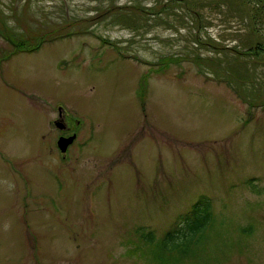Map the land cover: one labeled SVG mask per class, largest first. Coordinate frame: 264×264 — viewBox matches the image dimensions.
<instances>
[{"label":"rangeland","instance_id":"1","mask_svg":"<svg viewBox=\"0 0 264 264\" xmlns=\"http://www.w3.org/2000/svg\"><path fill=\"white\" fill-rule=\"evenodd\" d=\"M185 1L199 27L182 0H0V264H264V103L187 59L212 53L196 34L250 42L246 5ZM58 104L81 120L66 158Z\"/></svg>","mask_w":264,"mask_h":264},{"label":"trees","instance_id":"2","mask_svg":"<svg viewBox=\"0 0 264 264\" xmlns=\"http://www.w3.org/2000/svg\"><path fill=\"white\" fill-rule=\"evenodd\" d=\"M181 6L185 7L192 14V22L199 27L202 18L199 12L192 9L193 2L182 0ZM218 4L220 5V0ZM225 8L232 10L231 1L223 0ZM246 5L245 9H240L239 14H234L237 21L250 29V42H241L237 48H229L224 44H219L215 40H200L196 34L195 40L200 47L208 48L212 53L201 55L199 52L189 54L187 59L193 62L198 71L207 76L214 77L217 80L224 81L231 89L247 103L255 106L258 101L264 103V0H242ZM167 1L157 3L151 6L150 13H160L161 9L167 6ZM141 9H144L141 7ZM249 9V10H248ZM247 10V12H246ZM1 23V22H0ZM73 32L78 31L73 26ZM35 29L27 27L20 33L23 36H15L8 31V34L21 48L26 50H34L46 40L58 37L64 33V26L54 28L40 29L34 32ZM76 30V31H75ZM40 31V32H39ZM66 34H69L66 33ZM249 40V39H248ZM168 61V60H167ZM263 81V83H261ZM199 199L193 203V210H196ZM205 210L208 211L209 205H206ZM196 215H194L195 217ZM182 220L178 219L173 229L164 234L163 240L172 237L182 228ZM144 241L150 242L154 239V233L151 230L141 234Z\"/></svg>","mask_w":264,"mask_h":264},{"label":"flooded vegetation","instance_id":"3","mask_svg":"<svg viewBox=\"0 0 264 264\" xmlns=\"http://www.w3.org/2000/svg\"><path fill=\"white\" fill-rule=\"evenodd\" d=\"M57 111H58V117H57L58 119L56 121H59V123L58 124L55 123L56 127L58 128V133H57V136L55 138V143H56L57 138L60 135L68 136V135H71L73 133L76 134L73 141L67 144L66 149L64 151H60L59 148L57 147L58 150L60 151L59 152L61 154L60 156L62 158H66V157L70 156L69 149L72 146V144L76 141L77 137L79 136L80 121L77 118H73L67 111H64L63 108L58 107Z\"/></svg>","mask_w":264,"mask_h":264},{"label":"water","instance_id":"4","mask_svg":"<svg viewBox=\"0 0 264 264\" xmlns=\"http://www.w3.org/2000/svg\"><path fill=\"white\" fill-rule=\"evenodd\" d=\"M73 136H69V137H66L65 139L63 137H60L59 138V146L61 149H65V147L67 146V144L71 141ZM64 139V140H63Z\"/></svg>","mask_w":264,"mask_h":264}]
</instances>
